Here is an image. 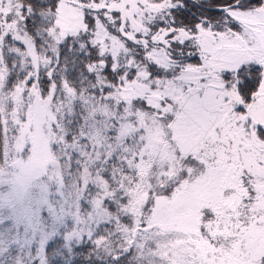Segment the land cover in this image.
Returning <instances> with one entry per match:
<instances>
[{"label": "snow or ice", "instance_id": "1", "mask_svg": "<svg viewBox=\"0 0 264 264\" xmlns=\"http://www.w3.org/2000/svg\"><path fill=\"white\" fill-rule=\"evenodd\" d=\"M0 264H264V0H0Z\"/></svg>", "mask_w": 264, "mask_h": 264}]
</instances>
